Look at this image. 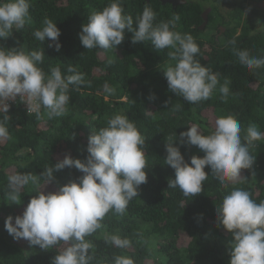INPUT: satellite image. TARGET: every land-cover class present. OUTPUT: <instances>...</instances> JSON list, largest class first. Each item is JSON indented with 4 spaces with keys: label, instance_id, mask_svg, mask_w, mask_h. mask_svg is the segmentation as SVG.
I'll return each instance as SVG.
<instances>
[{
    "label": "trees",
    "instance_id": "1",
    "mask_svg": "<svg viewBox=\"0 0 264 264\" xmlns=\"http://www.w3.org/2000/svg\"><path fill=\"white\" fill-rule=\"evenodd\" d=\"M258 1L261 0H240V9L246 10L228 18L221 13L218 0H187L175 8L163 0H123L124 11L134 22L146 5L156 13V23L178 14L175 30L193 36L200 48L196 59L218 74L220 84L230 81L226 101L221 99L218 84L210 99L189 104L168 90L161 71L174 63L168 56L172 49L159 52L150 42L133 44L132 33L127 31L115 49L83 47L79 38L82 24L110 0H31L30 22L20 31L13 29L0 46H22L26 52L43 50L44 59L38 66L46 74L58 66L63 75H71L67 69L72 66L84 74L85 83L70 86V102L61 117L48 119L43 108L39 116L29 113L22 102L11 106L7 119L0 113V121L8 131L7 137L0 138V264H51L56 252L65 246L61 242L45 251L8 234L5 218L9 214L15 216L16 208H25L38 189L37 184L29 182L21 187V202L11 203L9 177L39 175L68 153L85 160L91 131L106 126L117 113L126 114L146 138L148 182L140 186L139 196L129 202L124 215L109 212L102 227L87 237L94 245L90 264H111L116 255L130 256L135 264H145L149 259L151 264H229L228 241L232 236L217 226L216 206L233 187L249 191L257 203L264 201V140L250 147L255 163L252 169L241 170L240 183L224 187L206 166L209 175L202 193L188 197L179 188H168L175 171L165 164V145L169 138H177L175 143L179 144V133L192 124L199 125L207 135L214 131L216 118L228 114L240 122L242 137L251 123L264 132V67L248 69L234 51L246 49L251 56L264 57V8L254 3ZM208 5L213 11L205 31L201 29L202 12ZM45 17L61 30L59 52L48 47L47 39L41 42L33 35L43 27ZM218 25L226 26V31L216 37L212 31H217ZM233 40L235 44L230 43ZM105 85L115 91L107 93ZM153 94L155 98L149 99ZM180 150L189 162L192 155L204 154L196 146L180 145ZM54 175L64 184L83 173L66 167ZM43 184L41 178L39 186ZM56 187L49 184L43 189L53 191ZM110 234L128 238L130 247L116 248L106 242L105 236ZM181 234L187 236L184 245L178 244Z\"/></svg>",
    "mask_w": 264,
    "mask_h": 264
},
{
    "label": "clouds",
    "instance_id": "2",
    "mask_svg": "<svg viewBox=\"0 0 264 264\" xmlns=\"http://www.w3.org/2000/svg\"><path fill=\"white\" fill-rule=\"evenodd\" d=\"M31 0H0V41L6 40L12 30L20 31L30 22ZM156 13L146 5L135 22L123 8V0H110L102 10L92 12L87 23L82 24L80 42L85 49H115L125 39V32L132 33L131 42H150L160 52H168L174 63L161 71L167 81L168 90L179 95L189 104L208 100L217 89L218 74L198 59V44L190 33L176 31L180 20L174 14L168 21L154 22ZM43 27L34 37L48 47L60 51L61 30L56 22L45 17ZM264 25V24H262ZM230 43L235 44V41ZM239 62L248 69L264 67V57L251 56L246 49H234ZM43 50L26 52L22 46L5 48L0 46V113H7L9 101L17 97L26 104L27 112L41 114L46 110L48 119L61 117L67 112L70 102V86L85 83L84 74L72 66L63 75L60 67H53L46 74L38 65L43 62ZM230 81L219 86L221 99L227 100ZM107 93L115 90L105 85ZM154 94L149 99H154ZM167 103V102H166ZM241 135L240 122L231 114L215 120L214 131L205 135L199 125L192 124L179 133V144L169 138L165 145V164L175 171L168 188H179L185 197L202 193L208 178L206 166L216 175L220 183L241 182L242 169H252L256 157L250 147L264 140V132L251 123ZM8 131L0 121V138ZM242 140L244 141L242 143ZM146 138L126 114L117 113L108 119L107 125L91 131L87 139L85 160L73 158L70 153L54 165L46 167L39 175L25 174L9 177V200L20 203L21 187L29 182L37 184L22 214H9L4 227L14 240H26L30 246L51 250L63 246L52 258L51 264H90V250L94 245L87 239L102 227L109 212L126 213L129 202L139 196L140 186L148 182L145 155ZM180 145L196 146L203 156L192 155L185 160ZM258 146V145H256ZM76 168L83 173L77 179L60 184L54 175L64 168ZM44 180L43 186L40 179ZM56 184L55 191H43L45 186ZM217 226L231 233L228 241L229 264H264V201L257 203L249 191L233 187L216 206ZM106 242L116 248L126 249L131 241L117 234L105 236ZM111 264H135L133 258L116 255Z\"/></svg>",
    "mask_w": 264,
    "mask_h": 264
},
{
    "label": "flooded vegetation",
    "instance_id": "3",
    "mask_svg": "<svg viewBox=\"0 0 264 264\" xmlns=\"http://www.w3.org/2000/svg\"><path fill=\"white\" fill-rule=\"evenodd\" d=\"M163 1L165 2V0H163ZM166 2H168V1H166ZM186 2H187V0H186ZM186 2H184V3H186ZM217 3L219 5V9H220L221 13L224 16L228 17V18H229L230 15H232L234 17V15H236V12L237 11L239 12L241 9H242V11L246 10L244 7H242L240 9V6H241L240 0H218ZM254 3L257 6L259 5L260 8H264V2H263V0L258 1V2H254ZM180 4H183V3H180L179 2L178 4H175V5L172 4V5L175 8V7H177ZM261 5H263V6H261ZM205 11H208V21H209V16H210L211 12L213 11L212 6H210V5L206 6V8L204 9V11L202 12V15H203V13ZM208 21L206 22L205 26H203V23H202V25H201V29L202 30H205V31L208 30L206 28ZM225 31H226V26H224V25H218L217 26V34H216V37L221 36L222 34L225 33Z\"/></svg>",
    "mask_w": 264,
    "mask_h": 264
},
{
    "label": "rangeland",
    "instance_id": "4",
    "mask_svg": "<svg viewBox=\"0 0 264 264\" xmlns=\"http://www.w3.org/2000/svg\"><path fill=\"white\" fill-rule=\"evenodd\" d=\"M263 2H264V0H263ZM261 6H263V5H261ZM258 7H259V5H258ZM212 33L216 35L217 34V31L216 30H213ZM102 57H104L103 54H102ZM43 190L46 191L45 189H43ZM53 191H55V190L53 189ZM23 210H24L23 207L16 208L15 209L16 215L17 214H22ZM186 242H187V236L185 234H181V235L178 236V244L179 245H184ZM151 263H152V260L151 259L145 261V264H151Z\"/></svg>",
    "mask_w": 264,
    "mask_h": 264
},
{
    "label": "water",
    "instance_id": "5",
    "mask_svg": "<svg viewBox=\"0 0 264 264\" xmlns=\"http://www.w3.org/2000/svg\"><path fill=\"white\" fill-rule=\"evenodd\" d=\"M166 1H168L169 3H171L173 5L178 4L179 2L180 3L186 2V0H165V2ZM202 16L204 18L203 26H205L206 22L208 21V11H205Z\"/></svg>",
    "mask_w": 264,
    "mask_h": 264
},
{
    "label": "built area",
    "instance_id": "6",
    "mask_svg": "<svg viewBox=\"0 0 264 264\" xmlns=\"http://www.w3.org/2000/svg\"><path fill=\"white\" fill-rule=\"evenodd\" d=\"M16 102H22L20 99H19V97H17V99L15 100V101H9V104H10V108H11V106L14 104V103H16ZM23 103V102H22ZM24 105H25V107L27 108V106H26V104L25 103H23ZM9 108V109H10Z\"/></svg>",
    "mask_w": 264,
    "mask_h": 264
}]
</instances>
